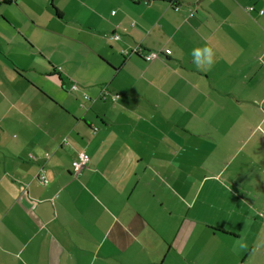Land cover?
<instances>
[{
	"label": "crops",
	"instance_id": "1",
	"mask_svg": "<svg viewBox=\"0 0 264 264\" xmlns=\"http://www.w3.org/2000/svg\"><path fill=\"white\" fill-rule=\"evenodd\" d=\"M0 264H264V0H0Z\"/></svg>",
	"mask_w": 264,
	"mask_h": 264
},
{
	"label": "built area",
	"instance_id": "2",
	"mask_svg": "<svg viewBox=\"0 0 264 264\" xmlns=\"http://www.w3.org/2000/svg\"><path fill=\"white\" fill-rule=\"evenodd\" d=\"M247 10L251 12V11H254V8H249V9L247 8ZM260 14H262V11L260 12ZM112 15H115V13L112 12ZM112 37L114 40L120 39V36L117 34H113ZM121 54L124 58L131 57V56H137V57L142 58L146 63H152L158 60L162 54L168 55V52H163V53L147 52L141 46H136L130 51H122ZM70 90L71 92H77L79 90V87L76 84H73ZM119 98L120 96L118 94L110 93L106 87H102L98 97L95 100L106 101L109 99L112 103H116L119 100ZM82 100L83 102L80 106L83 109L85 108L84 103L93 101V99H91L86 94L82 95ZM88 163H89V157L84 152L79 153L76 162L73 164L74 175L78 174L83 169H85ZM36 177H37L38 182L41 185L47 184L48 182L47 177L42 169L40 170V172L38 173Z\"/></svg>",
	"mask_w": 264,
	"mask_h": 264
},
{
	"label": "clouds",
	"instance_id": "3",
	"mask_svg": "<svg viewBox=\"0 0 264 264\" xmlns=\"http://www.w3.org/2000/svg\"><path fill=\"white\" fill-rule=\"evenodd\" d=\"M192 56L193 63L198 69L204 66H206L207 68H211L215 63V53L210 46L197 47L193 49Z\"/></svg>",
	"mask_w": 264,
	"mask_h": 264
},
{
	"label": "rangeland",
	"instance_id": "4",
	"mask_svg": "<svg viewBox=\"0 0 264 264\" xmlns=\"http://www.w3.org/2000/svg\"><path fill=\"white\" fill-rule=\"evenodd\" d=\"M249 8H254V7L250 6ZM249 8H248V9H249ZM246 12H248V13L250 14V13H252L253 11L250 12V11L246 10ZM37 94H39V91H38V90H37ZM40 95H41V94H40Z\"/></svg>",
	"mask_w": 264,
	"mask_h": 264
}]
</instances>
